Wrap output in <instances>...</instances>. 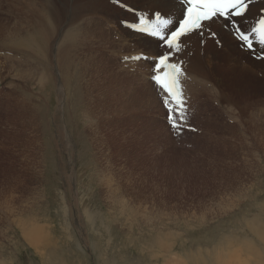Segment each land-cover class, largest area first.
<instances>
[{
	"label": "rangeland",
	"instance_id": "rangeland-1",
	"mask_svg": "<svg viewBox=\"0 0 264 264\" xmlns=\"http://www.w3.org/2000/svg\"><path fill=\"white\" fill-rule=\"evenodd\" d=\"M51 1L62 9L76 10L68 16L63 10L56 23L51 6L44 4ZM147 1L0 0V23L7 25L9 32L21 29L18 36L7 39L10 44L42 26L39 17L31 21L32 9L40 8L38 11L47 16L43 87L33 76L34 59L30 55L31 64L20 62L30 69L27 76L19 73L22 78L17 77L19 68L14 69L12 62L0 61V178L13 160L7 178L0 180V264H216L214 249L228 237L247 264H254L253 258L264 264V240H257L251 256L245 245L254 237L249 232L253 221L264 223V90L255 93L256 108L248 118L255 120L249 135L244 129L246 120L240 121L230 107L227 110L233 125L225 124L224 115L218 116L219 127L222 125L225 132L221 138L209 137L206 147L199 142L201 135L191 131L173 138L164 123L163 94L151 79L158 48L126 30L123 21L138 23V17L118 6L125 2L153 18L152 13L163 8H150ZM94 2L104 10L98 11ZM176 3L180 4V0ZM86 6L88 11L83 12ZM252 7L253 17L239 21L246 32L264 15L260 12L263 0L253 1ZM165 12L174 24L181 16L179 10ZM89 19L92 22L84 29ZM221 25L226 38L215 32L212 37V31L203 29L219 47L217 54L208 53V63L214 64L215 70L232 62L247 63L252 77L263 82L264 59H257L254 52L241 46L232 35L230 23L222 20ZM207 27L210 29V25ZM254 45L264 54L263 46ZM66 48L69 66L60 58ZM189 52V46L182 45L174 62H183L184 68ZM139 55L148 58L143 63L127 62ZM18 56L14 58L22 61ZM62 64L66 66L62 68ZM9 83H14L16 91L8 87ZM75 88L83 93V107L75 102ZM28 95L41 105L39 110H43L45 118H40L41 127L46 126L44 132L53 137V153L46 151L49 136L39 132L42 128L35 131L22 127L21 118L29 109L19 106L30 104L33 109L35 105L27 100ZM152 120L162 122L164 131L154 128ZM73 132L77 140L69 145ZM43 142H47L46 149ZM27 146L30 148L26 150ZM7 157L10 159L5 160ZM71 164L75 165L72 171ZM5 187L9 189L4 192ZM6 200L9 205H4ZM147 219L157 223L148 224ZM261 226L264 230V224ZM35 227L42 234L41 251L29 244L22 231L33 233ZM167 235L170 241H162ZM200 249H207L205 258H194L192 254L198 250L200 253Z\"/></svg>",
	"mask_w": 264,
	"mask_h": 264
},
{
	"label": "bare ground",
	"instance_id": "bare-ground-1",
	"mask_svg": "<svg viewBox=\"0 0 264 264\" xmlns=\"http://www.w3.org/2000/svg\"><path fill=\"white\" fill-rule=\"evenodd\" d=\"M260 0H254V2H259ZM264 1V0H263ZM126 2H128V1H126ZM90 3V2H89ZM88 3V4H89ZM95 4H96V7H98V11H100V10H102L103 8L100 6V4L98 3V2H94ZM147 4H148V6H150V8H155V7H157V8H163L165 11H168V10H170V11H174V10H179L180 12H181V16H180V18H182V15H183V8H182V6H181V4H177L176 3V0H148L147 2H146ZM44 4H47V5H50L51 6V15H52V17H54V18H56V23H58L59 21H60V19H61V14H62V11L64 10H66V13H67V16L69 15V13H73L74 12V10H76V9H67V8H64V9H62L61 7H57V4L54 2V1H51V2H46V3H44ZM65 4H67V2L65 3ZM118 4H122V5H124V6H126V7H129L130 9H132V10H134V11H140V10H137V9H135V8H133V7H131V6H129L127 3H125V2H119ZM180 5V6H179ZM43 6V5H42ZM66 6V5H65ZM83 6H85V5H83ZM38 7V6H37ZM34 8H36V7H34ZM39 8V7H38ZM48 8H49V6H48ZM47 8V9H48ZM40 9V8H39ZM38 9V10H39ZM33 10V14L31 15V21H33V22H35L36 20H37V18L39 17V19H40V21L42 22V26H40V27H34V29H32V31L31 32H29L28 33V35L26 36V37H22L21 39H17L16 38V40H12L14 43L13 44H10L8 41H7V39H9V37H16V36H18V34L21 32V29H17V30H14L13 29V31L12 32H9L8 31V28H7V25L6 26H4L3 24H1L0 23V61L1 60H5V61H9V62H12L13 63V67H14V69H18V74H17V77L18 78H22L23 77V75L24 76H27L26 74H29V72H30V69H29V67L28 66H24V65H26V64H31L30 62H31V60H30V58H29V55H30V57L31 58H33L34 59V68H33V71H34V75L33 76H36V78H38V82H39V84L43 81L42 80V76H43V68H44V55H45V47H46V38H45V27H46V25H45V22H46V18H47V16L45 15V14H42V12L41 11H38V10H36V9H32ZM82 10H83V12H87L88 11V6H86L85 8L84 7H82ZM104 10V9H103ZM10 11V10H9ZM50 11V10H49ZM262 11H264V8H262L261 9V11L260 12H262ZM254 13H255V8L254 7H252V4L249 6V11L245 14V17H243V18H237V20L238 21H242L243 19H245V18H247V19H251L252 17H253V15H254ZM10 14V13H9ZM49 16V15H48ZM46 17V18H45ZM76 17H78V16H76ZM261 17V16H260ZM260 17L256 20V22H255V24H254V26L253 27H255L256 26V24H257V22H258V20L260 19ZM11 18V17H10ZM180 18H178V20L180 19ZM26 19L27 18H25V21H26ZM73 19V18H72ZM77 19V18H76ZM84 19V17H81V22H82V20ZM220 18H218V19H216L214 22H206V25L208 26V25H210V29L206 26L205 28L207 29V32H210V31H212V32H215L216 34H217V36L219 35V33H221V36H223V37H228V35L225 33V29L222 27V25H221V21L222 20H219ZM49 20H51V19H48V21ZM178 20H177V23L176 24H178ZM24 21V20H23ZM80 21V20H79ZM27 22V21H26ZM50 22V21H49ZM91 22H92V19H89L88 21H86L85 22V24H84V29L85 28H88L89 26H90V24H91ZM48 23V22H47ZM123 23H129L130 25L131 24H135V23H137V22H130V21H128V20H125V21H123ZM122 23V24H123ZM18 24V23H17ZM19 25V24H18ZM17 25V26H18ZM13 27H15V25H12ZM45 26V27H44ZM49 27H51V26H49ZM12 28V27H11ZM55 28V27H54ZM49 29V28H48ZM53 30V29H52ZM129 33H131V34H134V35H136V36H138L139 38H142V39H144V40H146L147 42H149L145 37H144V35L143 34H141V33H137V32H135V31H133L131 28H128L127 27V29H126ZM51 31V30H50ZM227 31L228 32H231V30L230 29H227ZM207 32L206 33H204L202 36H200V34H199V32H193V33H191L189 36H187V37H184V38H182V45H186V48L189 46V48H190V57H191V54L192 55H194V56H196V57H198L200 54H205V56H207L208 55V53L209 54H212V55H214V54H217L216 53V48H219L218 46H217V44H216V42L214 41V42H212V40L210 39V37H209V35L207 34ZM211 32V33H212ZM235 32V31H234ZM234 32L232 33V35H234ZM16 33V34H15ZM106 38V37H105ZM11 40V39H10ZM61 40V39H60ZM104 40V39H103ZM186 41H188V42H190L191 43V45H189V44H186L185 42ZM63 42H65V41H63ZM234 43V42H233ZM68 44H69V42H68ZM60 45V44H59ZM61 46V45H60ZM234 46H235V44H234ZM58 47V46H57ZM58 49H60V47H58ZM18 50V52H17V54L18 55H20L22 58L21 59H23L22 61L20 60V59H15V58H19V56L18 55H16V51ZM64 50V49H63ZM70 51H73V50H70ZM77 52V51H76ZM23 53H25V56L26 57H24L22 54ZM66 53H69L68 51H67V48H66V50H65V52H64V55H62L60 58H63V59H65V64H68L67 63V61H68V54L67 55H65ZM246 53H248V52H246ZM74 54V53H73ZM76 54H78V53H76ZM16 55V56H15ZM70 56V55H69ZM140 56H142V55H139V57ZM146 56V55H145ZM15 57V58H14ZM133 57V56H132ZM131 57V58H132ZM176 57V55L174 56V58ZM130 59V58H129ZM20 62H22L24 65H22ZM141 63H143L142 61H140ZM174 62V61H173ZM198 62H200V60L198 61ZM207 62H208V60H207ZM11 63V64H12ZM210 63V62H209ZM39 64L42 66L41 68H39ZM45 64H46V62H45ZM65 64H62V68H63V66L65 65ZM10 65V64H9ZM70 64H68V66H69ZM1 66V65H0ZM12 66V65H11ZM66 66V65H65ZM74 67V66H73ZM199 67H202V64H200L199 65ZM65 68H67V67H65ZM8 69H11V68H8ZM67 69H71V66L69 67V68H67ZM66 69V70H67ZM153 69H154V67H153ZM62 70H65V69H62ZM72 71V70H71ZM184 71H185V68H184ZM62 72H66V71H62ZM16 73V72H15ZM19 73H21V74H23V75H20ZM154 74V73H153ZM13 75V74H12ZM76 76V75H75ZM1 77H3V76H1L0 75V91L3 89L2 88V85H3V80H2V78ZM8 77H10V76H8ZM47 77V76H46ZM46 77H45V79H46ZM26 78V77H25ZM63 79V78H62ZM68 80H69V78H67ZM14 80H15V78H14ZM22 80V79H21ZM76 81V77L75 78H73V80L71 79L70 80V83L72 82H75ZM43 82H45V81H43ZM50 82V81H49ZM54 82V81H53ZM56 82V81H55ZM63 82H64V80H63ZM65 82H66V80H65ZM57 83V82H56ZM71 83V84H72ZM198 83V82H197ZM49 84V83H48ZM78 84V83H77ZM77 84H76V87H77ZM9 86L8 87H11V89L12 90H15L16 91V86H14V83H9L8 84ZM68 87H69V89H74V87H70V85L69 84H66ZM65 85V86H66ZM141 85V84H140ZM148 85V84H147ZM39 86H41V87H43V84L41 83V85H39ZM63 86H64V84H63ZM67 86L66 87H64V88H66L67 89ZM61 87V86H60ZM152 88V87H151ZM40 89V88H39ZM50 89V88H49ZM76 89V88H75ZM18 90V89H17ZM60 90V89H59ZM63 90H65V89H63ZM154 90V89H153ZM156 90H158L157 88H156ZM53 91V90H52ZM159 91V90H158ZM34 92V91H33ZM71 92H72V90H71ZM73 92H76V94H74L76 97H75V102H76V104L77 103H79V104H81V107H83L84 105H83V103L81 102V99H82V95H83V93L81 94V92H80V90H78V89H76V91L75 90H73ZM10 93H12V92H10ZM162 94H163V92H161ZM13 94V93H12ZM85 94V93H84ZM32 95V94H31ZM74 95H72V96H74ZM164 95V94H163ZM19 96H20V94H19ZM33 96V95H32ZM88 98H90L89 96H87ZM154 97V96H153ZM10 98L12 99V100H14V98H12L11 97V95H10ZM9 98V99H10ZM15 98H16V96H15ZM83 98H85V97H83ZM157 98V97H156ZM24 99V98H23ZM37 99V98H36ZM34 100L31 96L29 97V95H28V101L30 102V103H33V101H34V103H35V105H34V107H33V109H32V106H30V104H28L27 106H25V107H21V106H19L20 108H23V109H29L27 112H26V115L25 116H23L22 118H21V120L23 121L22 122V127L24 126V129L26 128V127H31V129H33V130H35V131H38L37 130V128L38 129H41V130H43V131H39L40 133L41 132H44V128H46V126H44V128L43 127H41V126H43V125H41V123H40V121L42 120V119H40V118H42L43 117V110H39V109H41L40 107H41V105L40 104H38L37 103V100ZM86 99V98H85ZM15 101H17L16 99H15ZM73 101V100H72ZM86 101H88V100H86ZM71 103V102H70ZM74 103V102H73ZM27 104V103H26ZM71 106H73V105H71ZM87 106V105H86ZM17 108V107H16ZM32 109V110H31ZM77 109V108H76ZM84 109V108H83ZM147 109V108H146ZM21 110V109H20ZM32 112H31V111ZM73 110V109H72ZM86 110H89L88 108H86ZM76 111V110H75ZM228 111V110H227ZM72 112H74V111H72ZM76 112H78V110L76 111ZM87 113H89V112H87ZM230 113V112H229ZM76 114V113H75ZM75 114H73L74 115V117H75ZM231 114V113H230ZM13 114H11V116H12ZM19 115V114H18ZM66 115V114H65ZM80 116H82V115H80ZM147 116V115H146ZM74 117H73V119H74ZM78 117V116H77ZM89 117V116H88ZM90 117H92V116H90ZM27 118V119H26ZM34 118V119H33ZM43 119L45 120V118L43 117ZM85 119H87V116L85 117ZM91 119V118H90ZM75 120V119H74ZM72 121V120H71ZM70 121V122H71ZM47 122H45L44 124H46ZM72 123V122H71ZM74 123V122H73ZM72 123V124H73ZM95 123V122H94ZM114 124H116V123H114ZM106 125V124H105ZM252 126H254V124H252ZM36 128V129H35ZM92 128V127H91ZM249 128V127H248ZM146 130H148V129H146ZM242 131H244V130H242ZM39 132H36V133H39ZM48 132V131H47ZM84 132V131H83ZM161 132V131H160ZM196 132H197V128H196ZM250 132H251V130H250ZM45 133V132H44ZM75 132H73V134L71 135V139H70V141L68 140V143H69V145L70 144H72V143H74L77 139H75L74 140V134ZM102 133V132H101ZM235 134V133H234ZM242 134V133H241ZM45 136H49L48 138H49V148L46 150V151H48L49 149L52 151V153L54 152V141H53V137L51 136V133H47V135H46V133L44 134ZM67 135V134H66ZM247 134H245L244 133V136H246ZM69 137H70V135H69ZM248 137V136H247ZM246 137V138H247ZM18 138V137H17ZM24 138H25V136H24ZM27 138V137H26ZM35 138V140H37L38 138L37 137H34ZM33 138V139H34ZM245 138V137H244ZM19 139V138H18ZM33 139H30V140H33ZM47 139V138H46ZM23 140V139H22ZM28 141V143H33L32 141ZM37 141H42L41 139H38ZM46 141V140H45ZM35 142V141H34ZM48 142V141H47ZM47 142H43V147H44V145H45V143H47ZM107 143V142H106ZM12 144V143H11ZM25 144V143H24ZM36 144V143H35ZM75 144V143H74ZM220 144V143H219ZM37 145V144H36ZM39 145V144H38ZM14 147H16L15 145H13ZM42 145H40V147H41ZM121 146V145H120ZM214 146V145H213ZM28 147L29 146H27L26 147V150L28 149ZM37 147H39V146H37ZM110 147V146H109ZM199 147V146H198ZM30 148V147H29ZM161 148V147H160ZM45 149H46V145H45ZM59 149V148H58ZM1 150V149H0ZM108 150H110L109 148H108ZM114 150V149H113ZM116 153V152H115ZM114 153V154H115ZM50 155V154H49ZM113 155V154H112ZM47 156V155H46ZM115 157V156H114ZM2 158V154H0V161L2 160L1 159ZM9 157H7L5 160H7ZM10 159V158H9ZM74 159V158H73ZM7 166V165H6ZM12 166H13V160L11 159V161H9V167L8 168H6L5 169V171H6V175L3 177V178H7V173H8V171H9V169L10 170H12ZM69 167H71V171H72V169L74 170V168H75V165L74 164H71ZM1 169V168H0ZM105 171V170H104ZM2 172V170L0 171V176L2 175L3 176V174L1 173ZM73 172H76V171H73ZM237 172V171H236ZM242 172V171H241ZM234 173V172H233ZM98 174V173H97ZM74 175V174H73ZM99 175V174H98ZM94 176V175H93ZM96 177H98V176H96ZM225 177V176H224ZM223 177V178H224ZM3 178H0V180L1 179H3ZM11 178L12 177H10L9 179L11 180ZM226 178V177H225ZM13 179V178H12ZM15 179V178H14ZM232 179V178H231ZM68 180V179H67ZM225 180H227V179H224V182H226ZM234 179H232V181H233ZM229 183L231 182V181H228ZM193 183V182H192ZM228 183V184H229ZM234 184H235V182H233ZM231 184V183H230ZM5 185H7V183H5ZM203 186V185H202ZM209 186V185H208ZM234 186V185H233ZM199 187H200V185H199ZM198 187V188H199ZM232 187V186H231ZM11 188H12V186H11ZM5 189H6V187H5ZM9 189V188H8ZM8 189H6V190H4V192L5 191H7ZM197 189V188H196ZM195 190V189H194ZM199 190H200V188H199ZM211 190V189H210ZM111 191H113V190H111ZM3 193V192H2ZM99 193V192H98ZM110 194H112V192L110 193ZM109 194V195H110ZM115 194V193H114ZM105 195V194H104ZM116 196H117V194H116ZM119 196V195H118ZM117 196V197H118ZM112 197H115V196H113L112 195ZM120 197V196H119ZM109 198V197H108ZM116 198V197H115ZM113 199V198H112ZM109 200H110V198H109ZM117 200V199H116ZM119 200V199H118ZM117 200V201H118ZM77 201V200H76ZM115 201V200H114ZM9 201L8 200H6V202L4 203V205H9ZM163 203V202H162ZM116 204V203H115ZM119 206V205H118ZM134 209V208H133ZM264 214V213H263ZM127 215V214H126ZM129 219V218H128ZM160 219V218H159ZM158 219V220H159ZM255 219H258V218H255ZM260 219V218H259ZM161 220H163L164 221V219H161ZM264 220V219H263ZM145 221H146V219H145ZM137 222H139V219H137ZM137 222L136 223H132V225L133 224H137ZM147 222H148V219H147ZM28 223H30V222H28ZM143 223V222H142ZM142 223H140V224H142ZM149 223H152V224H156L157 223V221L156 220H154V219H152V220H150L149 219V222H148V224ZM179 223V222H178ZM246 223H248L247 225H250L249 224V222H246ZM140 224H139V226H140ZM167 224V223H166ZM253 224H254V227L252 226L251 228L249 227V232H252L253 234H254V237L253 238H249L250 240H247V242L248 243H246L245 245H246V247H247V249H248V251L250 250L251 252H248L249 253V255L251 256V253H252V250H253V248H254V245H255V247H257L256 246V242H257V240L258 241H262V240H264V230H262V228H263V226H261V225H263L264 223H262L260 220H258L257 222H255V221H253ZM22 226V225H21ZM35 226V225H34ZM153 227L155 226V225H152ZM258 226L260 227V229L258 228ZM147 227H149V226H147ZM31 228H34V227H32V225H31ZM150 228H152V227H150ZM149 228V229H150ZM25 229H27V227H25ZM25 229H22V231H23V234H24V236H25V238L28 240V242H29V244L30 245H33V246H35L38 250H40L42 247H41V244H42V242H43V238H42V234H41V232H39V230H38V227H35V229L33 230V233H27L26 232V230ZM153 229V228H152ZM46 230V229H45ZM164 230H166V229H164ZM241 230H244V229H241ZM34 234V235H33ZM46 236V235H45ZM231 237H233V238H235L236 237V235L234 236L233 234H231L230 235ZM246 237L248 238L249 236L247 235V233H246ZM47 238V237H46ZM45 238V239H46ZM163 240L162 241H164V242H167V241H170V235H167L166 237H164V238H162ZM46 241V240H45ZM47 242V241H46ZM263 243V242H262ZM47 244V243H46ZM166 244V243H165ZM224 244H226L225 246H224ZM45 245V244H44ZM44 245H43V247H44ZM171 245V244H170ZM46 246V245H45ZM163 246H165V245H163ZM235 245H233V240H231L230 239V237H228L227 238V240H225L224 242H222L221 244H220V246L219 247H215V249H214V252H215V256H216V258H217V260H218V262H215L216 264H247L245 261H244V259H241L240 257V255H241V253H239V255H237L238 254V251L235 253V254H233L232 255V252L234 251L235 252V250H234V247ZM41 247V248H40ZM171 249V247H169V250ZM241 249V248H240ZM239 249V250H240ZM42 250V249H41ZM40 250V251H41ZM202 249H200V251H201ZM172 251V250H171ZM241 251V250H240ZM162 252V251H161ZM163 252H165V251H163ZM128 253V252H127ZM207 253V249H205L204 251H201L200 253H199V250H198V253L197 254H192L193 256H194V258H205V256H204V254H206ZM240 256V257H239ZM162 257V256H161ZM163 257H164V255H163ZM239 257V258H238ZM249 257V256H248ZM178 258V257H177ZM182 258V257H181ZM251 258V257H250ZM254 259V261H255V263L254 264H261V262L258 260V259H256V258H253ZM253 261V262H254Z\"/></svg>",
	"mask_w": 264,
	"mask_h": 264
},
{
	"label": "snow or ice",
	"instance_id": "snow-or-ice-1",
	"mask_svg": "<svg viewBox=\"0 0 264 264\" xmlns=\"http://www.w3.org/2000/svg\"><path fill=\"white\" fill-rule=\"evenodd\" d=\"M252 2L253 0H180L183 15L178 24H174V21L168 18L169 14L160 9L152 13L153 18L141 15L137 18L138 23L130 25L158 48L153 61L154 74L151 79L154 81V87L164 94L162 105L167 109V118L173 129L179 128L185 121L187 108L181 83V77L185 75L183 62H173L174 56L182 49V38L193 32H200L203 35L206 22L223 18L235 30L234 35L242 47L254 50V36L256 42L264 46V15H261L257 26L247 32L236 19L245 17ZM211 36L215 37L216 34L213 32ZM259 58L264 59V55Z\"/></svg>",
	"mask_w": 264,
	"mask_h": 264
},
{
	"label": "crops",
	"instance_id": "crops-1",
	"mask_svg": "<svg viewBox=\"0 0 264 264\" xmlns=\"http://www.w3.org/2000/svg\"><path fill=\"white\" fill-rule=\"evenodd\" d=\"M130 1L133 2V0ZM146 14L147 12L139 11L137 17ZM183 47L186 48V45L184 44ZM199 60L200 62H198ZM207 60L208 57L205 54H200L198 57L191 54L187 65L184 67L185 75L181 77L187 100L188 123L197 128V132L194 134L201 135L199 142L203 147L209 144V137L221 138L225 132L222 125L221 128L219 127L218 116L224 115L225 124L233 125L231 116L227 111L230 107L232 112L238 114L240 121L246 120L249 124V126L248 124L244 126L249 135L250 128L253 127V120H255V117L248 119L250 113L254 112L256 108L255 93L258 90H264V81L258 82L252 77V73L248 71L247 63L232 62L227 65H219V68L215 70L214 64L208 63ZM200 64L202 67H199ZM250 66L254 69V65ZM199 81L203 83L200 84ZM164 123L168 127L165 120ZM151 124L154 128L164 131L162 122L152 120ZM228 129L229 131L232 130L231 127ZM169 131L175 138L170 128Z\"/></svg>",
	"mask_w": 264,
	"mask_h": 264
},
{
	"label": "built area",
	"instance_id": "built-area-1",
	"mask_svg": "<svg viewBox=\"0 0 264 264\" xmlns=\"http://www.w3.org/2000/svg\"><path fill=\"white\" fill-rule=\"evenodd\" d=\"M186 129H190V130H188V131H194V132H196V128H194V127H192V126H189V125H186ZM181 130H182L181 128L172 129L173 135H174L175 137H178L179 135H181V134H180V131H181Z\"/></svg>",
	"mask_w": 264,
	"mask_h": 264
}]
</instances>
